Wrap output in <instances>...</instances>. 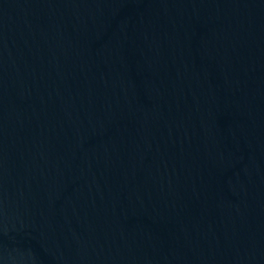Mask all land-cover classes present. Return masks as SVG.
<instances>
[{
	"label": "water",
	"instance_id": "1",
	"mask_svg": "<svg viewBox=\"0 0 264 264\" xmlns=\"http://www.w3.org/2000/svg\"><path fill=\"white\" fill-rule=\"evenodd\" d=\"M0 264H264V0H0Z\"/></svg>",
	"mask_w": 264,
	"mask_h": 264
}]
</instances>
